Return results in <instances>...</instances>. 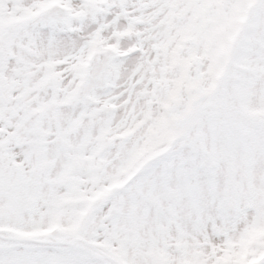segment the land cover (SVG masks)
<instances>
[{
	"label": "snow or ice",
	"instance_id": "snow-or-ice-1",
	"mask_svg": "<svg viewBox=\"0 0 264 264\" xmlns=\"http://www.w3.org/2000/svg\"><path fill=\"white\" fill-rule=\"evenodd\" d=\"M0 264H264V0H0Z\"/></svg>",
	"mask_w": 264,
	"mask_h": 264
}]
</instances>
